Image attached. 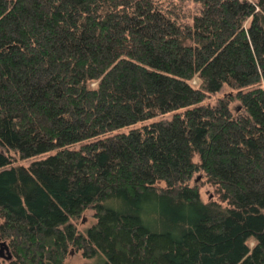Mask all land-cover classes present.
<instances>
[{
	"label": "trees",
	"instance_id": "1",
	"mask_svg": "<svg viewBox=\"0 0 264 264\" xmlns=\"http://www.w3.org/2000/svg\"><path fill=\"white\" fill-rule=\"evenodd\" d=\"M2 241L0 264H264V0H0Z\"/></svg>",
	"mask_w": 264,
	"mask_h": 264
},
{
	"label": "rangeland",
	"instance_id": "2",
	"mask_svg": "<svg viewBox=\"0 0 264 264\" xmlns=\"http://www.w3.org/2000/svg\"><path fill=\"white\" fill-rule=\"evenodd\" d=\"M231 89L227 86H223V88L221 89V91H219L217 94L211 96L208 98V102L210 103H216L217 99L219 97L224 96L225 94H230ZM230 109L232 110L233 113H238L241 111L240 109V104L237 100H234L230 103ZM170 114H168V116H164L162 118L168 119L170 116ZM30 162V160L24 162L25 164H28ZM196 177V175H195ZM201 197L204 201L213 198V194L211 192V189L208 188L207 186H204L201 188ZM94 222V217L92 215L91 211H87L85 212L81 218L78 220V227L79 229L83 230L86 227H88L89 225H91ZM84 262V259L82 257V255L79 252H71L69 255H67L66 259H65V264H82Z\"/></svg>",
	"mask_w": 264,
	"mask_h": 264
},
{
	"label": "water",
	"instance_id": "3",
	"mask_svg": "<svg viewBox=\"0 0 264 264\" xmlns=\"http://www.w3.org/2000/svg\"><path fill=\"white\" fill-rule=\"evenodd\" d=\"M11 252L9 250V246L5 241L0 242V257L9 260L11 258Z\"/></svg>",
	"mask_w": 264,
	"mask_h": 264
}]
</instances>
